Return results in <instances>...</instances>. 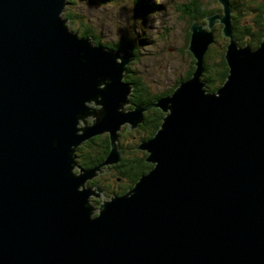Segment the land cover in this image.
<instances>
[{
  "label": "water",
  "instance_id": "95a60500",
  "mask_svg": "<svg viewBox=\"0 0 264 264\" xmlns=\"http://www.w3.org/2000/svg\"><path fill=\"white\" fill-rule=\"evenodd\" d=\"M217 1L188 28L191 77L125 110L130 52L69 30L66 0H0V264H264V29L239 46L229 0ZM216 22L228 74L209 93ZM151 107L164 116L138 149L152 168L93 215L86 182L120 160L121 125ZM102 133L105 159L79 167L76 148Z\"/></svg>",
  "mask_w": 264,
  "mask_h": 264
},
{
  "label": "rangeland",
  "instance_id": "374dc122",
  "mask_svg": "<svg viewBox=\"0 0 264 264\" xmlns=\"http://www.w3.org/2000/svg\"><path fill=\"white\" fill-rule=\"evenodd\" d=\"M188 1L190 0H72L71 3L64 6L61 17L67 19L66 25L72 32L79 35L80 32L89 30L102 44H118L126 38V41L131 42L133 46L137 45L136 55L132 56L131 51H128L130 59L127 64L132 73L131 76L134 75L133 77L141 79L149 95L158 96L164 95L176 86L177 81L186 75L192 60L189 56L190 52L187 51V45L185 46L189 15L183 8L188 4ZM202 2L207 10L221 9L217 0H202ZM234 4L237 7L235 11L230 8L232 22L233 17L236 16L239 19L238 24H243L250 28L251 32H254L256 14L248 12L246 7L249 10L253 4L264 6V0H234ZM69 13L73 15V18H67L66 14ZM221 27L222 25L217 22L214 24L215 38L214 43L210 45L218 51H222L225 44L228 43V39L221 35ZM119 54L123 53L119 52ZM211 56L215 58L214 55ZM184 80L186 79L181 81ZM87 105L94 109L97 108L94 104ZM147 105L152 104H140L142 108ZM133 106L134 104L128 101V104H124V109H132ZM153 108L156 107L144 111L143 115ZM85 122H89V116L85 118ZM143 122L139 125L145 126L146 123L143 125ZM78 125L82 126L83 121H80ZM129 126V124L121 125V130L118 132L119 143H122L124 147L139 145L142 142H139V136L143 137L144 131H139L138 126L125 130ZM98 136L104 138L108 137V134L102 133ZM111 166L105 165L101 168ZM100 171L101 169L96 174ZM100 203L93 206V215L97 213Z\"/></svg>",
  "mask_w": 264,
  "mask_h": 264
},
{
  "label": "trees",
  "instance_id": "16d2710c",
  "mask_svg": "<svg viewBox=\"0 0 264 264\" xmlns=\"http://www.w3.org/2000/svg\"><path fill=\"white\" fill-rule=\"evenodd\" d=\"M72 0H67V3H71ZM232 11H235L236 5L234 4V0H229ZM188 4L183 8L186 13L189 15V26L193 21H196L197 23H204L205 18L209 15H212L216 12H220V10L213 9V10H207L203 6L202 0H190L187 2ZM184 6V5H183ZM182 7V6H181ZM182 9V8H181ZM240 10V9H239ZM246 10L248 12H251L253 15L256 14V18H254V28L255 31L251 32L250 28L244 26L243 24H238V18L236 16L233 17L232 27H233V38L237 41V44L239 46H245L248 45L251 48H256L258 44L260 43L262 39V33L264 29V6L263 5H252L249 10L246 7ZM238 12V11H237ZM68 19L73 18L72 14H66ZM189 28V27H188ZM79 36L81 37H91L94 44H100L108 49H113L114 51H118L120 53H125L126 51H131V55H136V48L137 45L133 46L131 42H127L126 38L121 41V43L118 44H102L100 43L96 37H94L93 34L90 33V31L84 30L83 32L79 33ZM190 38V33L187 31L186 33V43L185 46L188 45ZM244 40V41H241ZM246 40V41H245ZM226 42V41H225ZM227 43L224 46V49L222 51H218L216 48H212L211 46L208 47L206 50L204 56H203V62H202V68L203 73L201 76L202 82L205 83V90L209 93L215 92L225 81L227 74H228V68L227 64L224 59V52L225 47ZM211 55H214L215 58H213ZM189 56L192 58L191 63L189 65V69L186 73V75L177 81L176 86L178 83L183 80L191 77L195 66H194V58L191 53H189ZM130 68L128 67V64L125 67L124 71V82L128 83L132 87V92L129 96V101L132 102V104L135 105H146V104H154L158 98L170 95L175 87L170 89L168 92H166L164 95L160 94L158 96H151L146 91L145 85L138 77L131 76ZM150 97V98H149ZM144 123H146V126H138V130L144 131L143 137L139 136L140 139L139 142L145 141L149 138H151L156 131L158 130L162 117L164 114L157 108L151 109L148 113H145L144 115ZM138 142V144H139ZM121 151V157L120 160L114 165L115 167V177H120L125 181V187L124 192H126L128 189H130L137 180L145 173L149 171V169L152 168V165L145 161L146 153L143 151H140L138 149V145H128L127 147L123 146L122 143L119 146ZM110 149V142L107 136L104 138L102 136H95L91 139L85 141L83 144L78 146L75 150L74 156L78 159L76 161L77 164H80L83 169H91L93 167L98 166L107 156ZM100 169H102L100 167Z\"/></svg>",
  "mask_w": 264,
  "mask_h": 264
},
{
  "label": "flooded vegetation",
  "instance_id": "af4514ba",
  "mask_svg": "<svg viewBox=\"0 0 264 264\" xmlns=\"http://www.w3.org/2000/svg\"><path fill=\"white\" fill-rule=\"evenodd\" d=\"M143 125H145L144 122ZM120 145L121 144L119 143V139H118V146ZM77 165L82 168L80 164ZM114 165L115 164H113L109 168L108 167L102 168L99 173H97L91 180L86 182V186L91 188L94 187L95 190L94 188L93 190L98 195V197L91 196L89 203L91 204L92 207L98 204V202L100 203L101 200L109 199L113 196L121 195L124 193L125 181L120 177H115ZM98 189L100 190L99 191L100 193L98 192Z\"/></svg>",
  "mask_w": 264,
  "mask_h": 264
},
{
  "label": "bare ground",
  "instance_id": "6f19581e",
  "mask_svg": "<svg viewBox=\"0 0 264 264\" xmlns=\"http://www.w3.org/2000/svg\"><path fill=\"white\" fill-rule=\"evenodd\" d=\"M231 6V5H230ZM189 43V42H188ZM93 109V108H92ZM94 168V167H93ZM92 169V168H91ZM86 170V169H85ZM125 193V192H124Z\"/></svg>",
  "mask_w": 264,
  "mask_h": 264
}]
</instances>
